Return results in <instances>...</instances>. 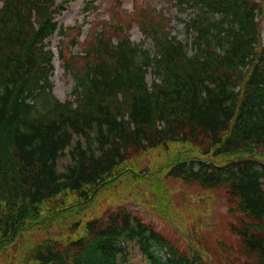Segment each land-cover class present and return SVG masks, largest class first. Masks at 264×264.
Here are the masks:
<instances>
[{
	"label": "trees",
	"instance_id": "16d2710c",
	"mask_svg": "<svg viewBox=\"0 0 264 264\" xmlns=\"http://www.w3.org/2000/svg\"><path fill=\"white\" fill-rule=\"evenodd\" d=\"M1 2L0 253L27 231L77 216L76 236L43 239L26 264H121L129 245L147 264H218L181 252L127 208L82 218L102 192L143 177L146 169L131 164L141 153L175 144L195 155L180 154L168 174L225 186L236 204L235 240L223 235L220 247L264 264V0H171L176 10L193 11L185 40L151 3L126 25L102 22L65 61L75 81L65 100L54 93L46 39L68 1ZM87 19L71 27L72 45ZM136 21L153 50L132 42L125 26Z\"/></svg>",
	"mask_w": 264,
	"mask_h": 264
},
{
	"label": "rangeland",
	"instance_id": "374dc122",
	"mask_svg": "<svg viewBox=\"0 0 264 264\" xmlns=\"http://www.w3.org/2000/svg\"><path fill=\"white\" fill-rule=\"evenodd\" d=\"M98 1L91 0L89 2L91 14L87 9L83 14H80L83 0L70 4L68 9L62 10L61 14H56V20L70 28L82 22L85 16L88 18V24L84 27L78 45H72V41L77 35L75 28H68L70 30H67L64 45L62 43L64 57L61 53L60 60L55 61V67L61 61L58 73L55 72V76L52 78L55 85L54 92L61 100H65L71 95L75 83L72 75L64 70L65 61L79 52V48L84 46L86 37L91 30L96 26L101 27L102 22L108 21L114 26L126 25V22L129 23L130 19L134 18L138 7L151 3L154 5L152 7L166 13L170 18V32L177 35L180 40H185L184 22L193 15L190 8L185 11L176 10L171 0ZM91 3L98 4V7L91 8ZM1 4L0 0V7ZM118 17L121 18V21L118 20ZM159 19L158 16L156 20ZM260 24L263 29L264 41V14L260 15ZM125 27L129 28L131 40L135 45H142V48L153 50L152 40L143 34L139 22H132ZM49 37L46 39L47 41L50 39ZM73 60L75 62L74 58ZM147 81L149 83L152 81L151 74H148ZM181 150L183 151L180 152ZM194 152L192 147L184 148L182 145L171 144L141 153L131 164L137 166L139 170L146 169L143 177L128 176L124 182L102 192L92 210L86 211L82 218L84 220L94 218L97 214H105L110 210L124 207L163 233L181 252L192 254L199 251L205 258L210 256L218 264H246L243 262L244 256L240 252L225 251L216 240L223 235L228 238L229 242L235 240L231 223L236 221L239 212L237 208L234 211L233 207H236V204L230 199L227 188L225 186L206 188L198 183H186L182 178L173 177L167 173L180 154L186 158L195 155ZM210 158L211 156L207 157V159ZM215 160L221 161L220 159ZM62 161H66V159L64 158ZM63 166L64 163L60 162V167ZM76 217L75 221L70 219L69 222L55 223L47 229L27 231L16 244L0 253V264H26L30 248L47 237L66 240L76 236L73 224L79 221ZM82 218L79 219L82 220ZM161 255L165 256L162 249ZM120 261L121 264H147L146 257L138 245H129L125 258H121Z\"/></svg>",
	"mask_w": 264,
	"mask_h": 264
}]
</instances>
